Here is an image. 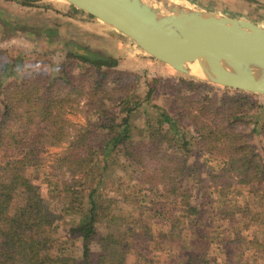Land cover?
<instances>
[{
  "label": "trees",
  "instance_id": "obj_1",
  "mask_svg": "<svg viewBox=\"0 0 264 264\" xmlns=\"http://www.w3.org/2000/svg\"><path fill=\"white\" fill-rule=\"evenodd\" d=\"M68 47L72 48L68 58L88 68L78 76L65 71L61 84L43 73L29 72L5 85L4 79L17 72L0 59V152L10 153L0 159V264H128L129 256L135 257V264H211L217 261L209 253L215 247L219 264H253L246 258L249 251L264 264V138L260 149L251 143V134L264 136V127L258 131L259 120L252 121L255 103L249 94L234 91L232 96H221L207 84L166 81V90L174 95L167 110L151 102L161 80L152 81L144 100L123 94L128 76L138 79L136 86L139 77L123 74L112 81L117 59ZM107 90L111 93H104ZM76 94L88 97L95 124L71 143L62 166V158L55 161L67 171L59 175L50 166V178L42 180L47 164L40 154L48 148L43 140L51 138L55 129H40L37 136L30 130L41 123H59L66 104L78 100ZM141 109L146 111L145 127L134 134V116ZM184 121L192 130L184 128ZM194 153L208 155L215 167L200 173L189 164ZM119 171L138 181L131 189L155 191L172 210L159 209L156 200L150 208L135 207L147 197L145 193L139 201L141 194L137 198L135 192L132 201L136 202L127 200L133 204L131 212H114L118 199L109 194L111 185L122 184L116 179ZM67 173L71 179H66ZM206 179L221 195L236 184L248 188L260 203V212L250 218L248 207L232 201L224 202L218 213L215 200L204 206L192 204L184 182ZM52 200L60 202V213L53 210ZM65 217L72 224L62 235L59 227ZM150 218L163 219L159 230ZM211 220L221 224L217 229L229 223L232 230L244 220H254L261 231L252 238L239 229L217 232ZM157 252L170 257L164 260Z\"/></svg>",
  "mask_w": 264,
  "mask_h": 264
},
{
  "label": "rangeland",
  "instance_id": "obj_2",
  "mask_svg": "<svg viewBox=\"0 0 264 264\" xmlns=\"http://www.w3.org/2000/svg\"><path fill=\"white\" fill-rule=\"evenodd\" d=\"M165 1L199 12L202 11L231 19L249 21L264 28V0ZM145 2L156 7L162 5L161 2L156 0H145ZM68 44L87 48L94 52L105 53L117 59L119 63L118 67L111 70L112 72H116L115 74H111L110 78L112 81H115L119 76L123 77V74H131L139 77V84L136 86L135 84L138 79H134L133 81L128 76L125 85L126 89L122 91L123 94L133 93L134 97L139 96L144 100L152 81L154 79L161 80L151 102L153 105L167 110L170 108L169 101L173 100L174 95L166 90L167 84H164L166 81L178 83L180 80H185L188 82L207 84L218 90L221 96H232L235 94L234 91L242 92L179 74L171 67L146 54L129 37L118 32L115 28L99 20L97 17L64 0H0V59L3 62H10L14 66L15 72H17L16 76L4 79L5 85L26 76L29 72L43 73L49 78L56 79L57 84L62 83L60 78L63 77L65 71L69 72L71 76H78L88 66L85 65L83 68L81 63L68 58V54L72 51V48L68 47ZM111 87L113 89L114 84ZM106 92L111 93L108 90L104 93ZM242 93L249 94L251 100L255 103V108L250 112V116L253 117V122L259 120V131L264 127V96L247 92ZM185 94L190 93L185 92ZM120 95L121 93L119 92L117 98ZM74 97L78 100L66 104L57 121L59 123H41L34 126L33 130H30L31 135L34 134V136H37V134H41V132H38L40 129L47 127L55 129L51 131L55 132L51 135V138L43 140V142L48 143V148L40 154V158L47 164L46 168L42 169V180L50 178L48 176L53 168L57 169L56 173L59 175L67 171V166L65 168L63 167V169L60 168L59 162L56 164L57 160L62 158V166L65 163L64 159L71 153L68 151L71 143L78 140L85 132H90L92 130L90 125L95 124V118L90 115V112L94 109L89 105L87 106L88 97H83L79 94L74 95ZM178 104H181V102ZM106 106L110 108V102H106ZM146 111L149 112L150 108H147ZM146 111L141 109L134 116V134H137L138 130L145 127ZM183 124L187 131L192 130L191 124L188 121H184ZM253 128L254 124L247 131L250 132ZM59 132L61 133L59 134ZM42 133L46 134V130ZM263 138L264 136L261 134H251V143L260 149ZM194 154V156L191 155L189 157V164L194 167L196 166L200 173L204 174L208 168L215 167V164L209 163L208 159L210 158L212 160V158L208 155H202L201 153ZM9 155L10 153L5 154L4 152H0V159L2 156L6 159ZM50 166L53 168H50ZM67 174L66 179H71L69 178L71 175L69 173ZM125 177L122 171L116 172V179H121L122 184L121 182H116L115 185L110 186L111 192L109 196L118 199V205H116L114 212H131L130 210L133 209V204L127 203V200H130L129 202H136L132 201L134 200L133 196L135 192H137V198L141 194L138 198L139 201H143V195L147 193V197L145 198L146 202H143L144 204L139 203L135 207L141 205V207L150 208L153 201L156 200V205L159 209L162 210L164 206H167L172 210L170 202L166 203L161 196L157 198L155 191L148 193L144 189L140 191L141 188L131 189L138 181L136 179L128 180ZM203 178L206 177L204 176ZM203 183L192 180L184 182L185 187L190 190L192 204L204 206L208 200H215L216 204L213 206L214 212L218 213L219 208H221L224 202L232 201L233 205L248 207L247 210H250V218H253L257 212H260V203L258 204L252 195H249L248 188H242L236 184L231 188V191L221 195L219 192L220 189L213 186L209 182V179ZM258 190H260V193L263 192V189L259 188ZM46 192L44 191L43 194L48 198ZM202 199L205 200L201 202L200 200ZM52 208L55 212L60 213V202L58 200H52ZM153 221L157 223L152 225L155 230H159L158 224L164 222L161 218L159 220L160 222L158 220ZM71 224L72 219L70 217H65L62 220L59 227L62 235L68 234ZM211 224L217 232L226 229L230 233H235L236 231L233 232V230L239 229L240 231H246L245 234L250 236V238H252L255 232L259 234L261 231L259 228L261 226L260 223L254 220L251 222L244 220L238 226L234 227L233 230L230 229L229 223L225 224L221 229H217L221 225L218 221L211 220ZM247 225L249 227L245 229ZM185 235H188V233H185ZM213 236L217 238V234ZM209 253L211 258L217 259V261L212 260L211 264H219L221 262V257L218 256L216 247L210 250ZM157 254L164 260L170 257V254H160L158 252ZM173 254H177V252H173ZM246 258L253 264H260L259 261L253 259V253L250 251L246 252ZM128 264H135L134 256L128 257Z\"/></svg>",
  "mask_w": 264,
  "mask_h": 264
},
{
  "label": "water",
  "instance_id": "obj_3",
  "mask_svg": "<svg viewBox=\"0 0 264 264\" xmlns=\"http://www.w3.org/2000/svg\"><path fill=\"white\" fill-rule=\"evenodd\" d=\"M66 1L115 28L146 54L183 76L264 96V85L247 79L241 71L249 67L264 72L263 27L245 20L176 6L165 0H156L172 13L163 20L156 17L162 5H149L145 0ZM201 19L227 20L232 27L226 31L203 29L197 33L184 29L187 23ZM172 24L178 25L175 30L171 28ZM211 67L224 69L234 81L223 84L207 79V69Z\"/></svg>",
  "mask_w": 264,
  "mask_h": 264
},
{
  "label": "bare ground",
  "instance_id": "obj_4",
  "mask_svg": "<svg viewBox=\"0 0 264 264\" xmlns=\"http://www.w3.org/2000/svg\"><path fill=\"white\" fill-rule=\"evenodd\" d=\"M64 1H66V0H64ZM168 9H169L168 7L162 5L161 10L159 11V15L156 17L163 20L164 17L172 16V13ZM179 21L183 22V19H180ZM179 21H176V22L179 23V26H182ZM187 21L188 20H186V22ZM187 24L188 25L186 27H184V29H186L187 32H191V33H197V32H199V30H201V32H202L203 29H212L215 32L226 31L227 29L232 27V25L229 21L223 20V19H216V20L201 19L195 23H187ZM176 26H178V25L174 26L172 24L171 28L173 30H175ZM241 71L247 79L254 81L258 84L264 85V72L263 71H260V70L254 69V68H249V67L242 68ZM207 79H209L211 81L218 82V83H223V84H229V83H232L234 81L233 77L228 75L224 71V69H222L220 67L208 68L207 69Z\"/></svg>",
  "mask_w": 264,
  "mask_h": 264
}]
</instances>
